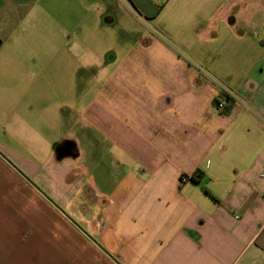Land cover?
Masks as SVG:
<instances>
[{
    "label": "crops",
    "instance_id": "1",
    "mask_svg": "<svg viewBox=\"0 0 264 264\" xmlns=\"http://www.w3.org/2000/svg\"><path fill=\"white\" fill-rule=\"evenodd\" d=\"M137 1L0 0V264H264V7Z\"/></svg>",
    "mask_w": 264,
    "mask_h": 264
},
{
    "label": "rangeland",
    "instance_id": "2",
    "mask_svg": "<svg viewBox=\"0 0 264 264\" xmlns=\"http://www.w3.org/2000/svg\"><path fill=\"white\" fill-rule=\"evenodd\" d=\"M111 4H112V7L114 8V9H118V8H122V11H121V14H122V19L123 20H118L119 22L121 21V24H122V29L121 30H118V31H116L115 33H114V38H119V39H115V40H113V42L112 43H114L116 46H120V44L121 43H123L124 42V40L126 41V39H127V37L128 36H130V32H129V30H127L128 29V27H127V21H130V20H128V15H127V5H123V3H128V4H130V6L132 7V12H133V15H134V17H135V20H136V22H138V24H140V26H142L143 27V22H145L146 23V25L144 26L146 29H147V31H148V33H149V31L152 29V27H153V25H152V22L149 20L150 18H147L146 16H145V18L144 17H142V15L143 14H141V12H140V9L138 8V10H137V8L134 6V2H133V0H108ZM120 1V2H119ZM139 1V0H138ZM136 2V3H139V2ZM159 1V2H158ZM157 2V8L159 7V9L160 8H162L163 7V2H165V0H158ZM259 3H260V6H262V7H264V0H259ZM121 4V5H120ZM136 8V9H135ZM261 13V12H260ZM124 14H125V16H124ZM136 15V16H135ZM137 19H140L141 21H137ZM257 20H263L262 18H257ZM133 21V20H132ZM142 22V23H141ZM143 27V28H144ZM155 30V29H154ZM152 31H153V29H152ZM99 37H102L100 34H99ZM105 40H108V38H107V36H106V38H104ZM109 41V40H108ZM92 42H94V46H92L93 47V51L94 52H100L101 50H102V46L103 47H105V45L103 44L104 42L101 40V38H93L92 39ZM127 42V41H126ZM74 44H75V42H74ZM121 47V46H120ZM120 51H123V48L121 47L120 48ZM112 57H110L109 58V60L111 59ZM85 60H87V58H84V61ZM103 76V75H102ZM87 93H89V92H86V90H83V95L84 96H88L89 94H87Z\"/></svg>",
    "mask_w": 264,
    "mask_h": 264
},
{
    "label": "trees",
    "instance_id": "3",
    "mask_svg": "<svg viewBox=\"0 0 264 264\" xmlns=\"http://www.w3.org/2000/svg\"><path fill=\"white\" fill-rule=\"evenodd\" d=\"M223 100H226L227 102L225 103L224 107L223 108H220L219 107V103L220 101H223ZM233 97L225 92L221 93L219 97L215 98L214 100V105L217 107V108H220L221 112L224 113V114H229L231 109H232V102H233Z\"/></svg>",
    "mask_w": 264,
    "mask_h": 264
},
{
    "label": "built area",
    "instance_id": "4",
    "mask_svg": "<svg viewBox=\"0 0 264 264\" xmlns=\"http://www.w3.org/2000/svg\"><path fill=\"white\" fill-rule=\"evenodd\" d=\"M225 101H226V100L220 101V103H219V107H220V108H223V107H224V105H225ZM261 176L264 178V168H263V170H262V172H261Z\"/></svg>",
    "mask_w": 264,
    "mask_h": 264
}]
</instances>
